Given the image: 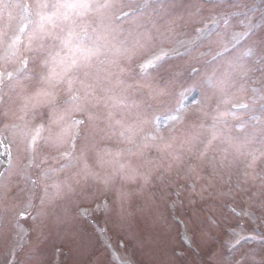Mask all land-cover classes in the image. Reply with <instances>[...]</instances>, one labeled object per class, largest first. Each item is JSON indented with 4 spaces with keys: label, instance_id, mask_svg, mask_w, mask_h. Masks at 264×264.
Masks as SVG:
<instances>
[{
    "label": "snow or ice",
    "instance_id": "6c2138e0",
    "mask_svg": "<svg viewBox=\"0 0 264 264\" xmlns=\"http://www.w3.org/2000/svg\"><path fill=\"white\" fill-rule=\"evenodd\" d=\"M205 3L213 23L227 28L230 18H243L244 31L230 33L234 45L251 38L257 12L264 20V0ZM176 7L160 0L159 19L144 23L135 20V0H0V108L6 109L0 114L10 133L0 146L11 156L15 145L25 169L39 170L43 193L39 204L29 197L18 210L0 184V231H11L16 241L9 264H17V249L26 247L20 241L45 235L51 205L70 194L78 206L91 202L95 210H108L106 199L96 203L98 192L112 194L121 209L134 194L150 195L157 184L175 185L181 206L182 194L194 204L209 189L220 199L245 193L249 201L259 200V215L227 205L230 213L264 224V37L205 74L202 90L213 101L209 111L189 120L181 101L161 117L157 108L174 95L173 82L149 80L147 71L167 55L156 48L164 34L160 21L174 23ZM188 7L198 16L202 5ZM126 21L132 26L125 28ZM42 144L60 153L53 157L58 168L44 167L43 157L37 163ZM29 220L25 228L21 221ZM207 227L211 234L219 219L210 214ZM244 232L240 224L231 228L216 264H257L255 253H235L248 241L264 249V233ZM39 257V249L29 254L34 264H44Z\"/></svg>",
    "mask_w": 264,
    "mask_h": 264
},
{
    "label": "rangeland",
    "instance_id": "374dc122",
    "mask_svg": "<svg viewBox=\"0 0 264 264\" xmlns=\"http://www.w3.org/2000/svg\"><path fill=\"white\" fill-rule=\"evenodd\" d=\"M173 2L178 5L172 15L174 23L167 25L164 24L163 21H160V31L164 34L159 37L156 48L157 51L162 49L168 54L174 51L181 52L182 54H188L190 52V56L186 57L184 64H182V62L167 63V69L161 71L157 78L153 77V79H151L156 82L160 79V75H166L170 68L173 69V67H175L176 71V69L182 67L183 71L184 67L202 63L205 58L202 57V54L208 51L206 49L207 47L213 44L214 48H216L215 45L221 48V40L226 39L228 42V39L230 40V33L235 32L237 27L239 28L240 20L236 18L238 20L237 22H231L227 28L225 27V29L223 28V30H221V33L212 34L213 36L211 35L210 37V39H213L212 42L209 41L208 45L203 46L201 49H197V52L192 54L188 47L193 39H197L201 35L198 29L196 30V27L198 23L200 24L205 19L209 18L205 15L206 18L204 17L200 20L196 15L189 14L190 11L194 12L195 10L189 9L188 6L191 3H199L202 5L201 11L209 14L208 6H204L203 0H171L165 3ZM135 3L139 8L143 9V12H140L135 17L136 22L146 23L150 18L159 19L158 12L160 10V3L150 2L149 0H135ZM145 4L147 5L146 7ZM258 14V16H255V23L258 24V26L255 27L257 35L250 38L256 39V41H253L257 44L261 37H264V20H261L259 12ZM242 22L243 21H240V24H242ZM130 26H132L131 22L126 21L124 23L125 28ZM208 28L209 25L205 27V30ZM242 29L244 28L242 27ZM254 42L249 41V43ZM229 48L230 47H227V49ZM208 49H211V47ZM205 63V66H214V64H209L207 60ZM205 74L206 73H201L197 76L198 78H196V81L193 83L195 86L192 85L191 90L195 89L199 91L203 89ZM179 86V80L173 82L172 91L174 95L167 99V105H163V110L160 112L157 111V115L164 117L169 114L171 109L179 106L181 99L176 100V91L179 89ZM186 97L187 98L182 101L184 106L190 97L194 98V92H190V96L186 95ZM205 98L209 99L208 96ZM191 103L193 105H189L185 110H189L193 107L192 112L185 111L183 114L188 118L191 117L190 120H193L194 118H192V116L200 113L201 109L198 108V103L195 100ZM3 111H6V109L2 110V112ZM171 123L172 122L169 121L167 126H170ZM80 146L81 145H78V148ZM12 152L15 151L12 150ZM11 165V168H8L4 174L2 185L10 187V190L13 188L16 192V187H21L19 184H16L19 182V179L14 175L7 177L8 173L16 172V164L13 160H11ZM16 174L17 173H15V175ZM47 183L50 184L51 181H47ZM131 187L135 189L136 186L132 185ZM40 191L43 195L42 185ZM48 191L50 195L54 192L52 188H49ZM176 191L175 185L171 188H166L163 185L157 184L151 188L150 195L148 192L142 195L134 194L130 202L124 205L123 209H121L119 203L115 202V197L112 194L104 196L101 192L97 193L96 203H99L101 199H106L109 204V209L104 210L105 212L103 213L105 215H103V220L105 219L103 223H105L110 232V234L107 233L108 238L106 244L110 243L108 241L110 239L114 246H112V250L115 251V253L110 252L114 260L109 257L107 251L108 246L104 242H100L98 237L94 235L90 229L84 227L76 217L79 215L81 208L91 209L95 204L85 202L82 206H78L77 198L71 194L63 199H57L51 205L52 215L48 218V227L45 229V235L38 239L35 234H32L31 240L25 237L23 241H20V243L27 244V246L25 247L23 255L17 258L16 262L17 264H34V261L29 259V254L32 250L39 249V259L42 260L44 264H47L48 260L54 259V251L56 249H61L62 255H64L61 261L63 263L66 261L64 264H216V254L225 251V243L231 240V237L227 233L237 224L241 225L244 220H239L238 222L237 219L229 216L227 205L231 204L234 207L256 211L257 215H259V200L249 201L248 195L245 193H233L232 197L220 199L209 189V191L204 194L203 198L197 196L196 203L194 204H189L186 196L182 194L179 197V200L183 201L181 206L177 200ZM31 197H35L33 191H31ZM8 199L10 202L14 203L16 207L24 203L20 202L16 204L13 199ZM33 201H35L34 198ZM174 202H176L175 209L172 207ZM62 205H66L67 209L61 210L60 207ZM66 210L67 216L64 215ZM82 210L86 211L85 209ZM59 212L61 213L59 214ZM210 214L217 217L220 221V227L213 230L211 234H209V229L207 227ZM178 216L183 219L182 221L187 227L186 229L181 227ZM61 217H63V219L59 222L58 219ZM84 222L87 225V222ZM262 225L263 226L257 224L256 227L264 228V224ZM182 229L187 230L185 233L191 237L196 251L187 249L184 246L180 236ZM244 229L245 232L243 234H250L254 230L258 231V228L251 226ZM239 230L240 229H237V231ZM1 233L2 231H0V234ZM4 234L5 233L2 235L3 240ZM9 241L11 242V239ZM13 247L14 245L9 246L8 242L0 245V264H9L8 262L10 259L6 258V256ZM183 252L184 254H182ZM242 252L255 253V260L257 264H259L260 255L264 254V249L261 248V245L257 241H248L244 243L240 252H236L235 255L239 256ZM117 253L118 257L116 258Z\"/></svg>",
    "mask_w": 264,
    "mask_h": 264
}]
</instances>
